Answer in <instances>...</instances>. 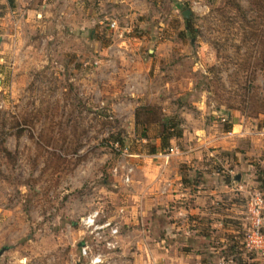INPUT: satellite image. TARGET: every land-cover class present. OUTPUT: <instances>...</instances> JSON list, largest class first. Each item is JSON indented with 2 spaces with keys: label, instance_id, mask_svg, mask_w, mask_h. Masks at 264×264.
<instances>
[{
  "label": "rangeland",
  "instance_id": "1",
  "mask_svg": "<svg viewBox=\"0 0 264 264\" xmlns=\"http://www.w3.org/2000/svg\"><path fill=\"white\" fill-rule=\"evenodd\" d=\"M191 114L257 131L197 167L264 180V0H0V264H86L81 218L117 221L128 185L113 168Z\"/></svg>",
  "mask_w": 264,
  "mask_h": 264
},
{
  "label": "crops",
  "instance_id": "2",
  "mask_svg": "<svg viewBox=\"0 0 264 264\" xmlns=\"http://www.w3.org/2000/svg\"><path fill=\"white\" fill-rule=\"evenodd\" d=\"M187 118L182 136L170 139L168 147L176 153L168 162L156 156L165 149L159 141L152 152H130L139 157L130 163L131 182L113 215L120 228L118 248L109 254L113 264H241L254 253L247 241L256 207L264 238V190L259 188L264 180L245 174L241 157L234 164L224 160L231 167L221 173L212 167L214 161L197 167L196 160L199 153L211 156V147L226 152L234 146L230 141L252 138L257 131L240 120L218 131L212 122L201 125L198 116ZM255 253L264 264V253Z\"/></svg>",
  "mask_w": 264,
  "mask_h": 264
},
{
  "label": "built area",
  "instance_id": "3",
  "mask_svg": "<svg viewBox=\"0 0 264 264\" xmlns=\"http://www.w3.org/2000/svg\"><path fill=\"white\" fill-rule=\"evenodd\" d=\"M108 25L116 29L117 21L113 19ZM174 153H176V150L173 147H168L160 151L156 156L168 162L170 155ZM119 168L121 170L118 169V166L114 167L113 172L116 174L120 173L122 181L125 184H129L134 166L125 163ZM253 214V224L248 233L247 246L250 250L264 253V238L260 231L261 217L257 207L254 209ZM80 225L83 233L99 247L94 249L92 243L88 240H83L80 243V256L85 260L86 264H108L107 257L109 254L107 253L115 252L118 248V236L120 234L118 222L104 217L102 210L99 208L82 217ZM103 250L107 251V253H104Z\"/></svg>",
  "mask_w": 264,
  "mask_h": 264
},
{
  "label": "trees",
  "instance_id": "4",
  "mask_svg": "<svg viewBox=\"0 0 264 264\" xmlns=\"http://www.w3.org/2000/svg\"><path fill=\"white\" fill-rule=\"evenodd\" d=\"M165 125L162 124V128H161V131H165L166 130V127H164ZM171 132H174L173 129H170ZM182 135V131L181 130H177L175 131L174 133H170L167 138L165 137L166 139V142L165 143H160V146L161 148H165V147H168L169 145V141L172 137H180ZM164 140V139H163ZM152 151H154V148L152 147Z\"/></svg>",
  "mask_w": 264,
  "mask_h": 264
},
{
  "label": "water",
  "instance_id": "5",
  "mask_svg": "<svg viewBox=\"0 0 264 264\" xmlns=\"http://www.w3.org/2000/svg\"><path fill=\"white\" fill-rule=\"evenodd\" d=\"M184 15H185V17L188 16V11L187 10L184 12ZM2 251H3V249L0 250V254L2 253Z\"/></svg>",
  "mask_w": 264,
  "mask_h": 264
}]
</instances>
